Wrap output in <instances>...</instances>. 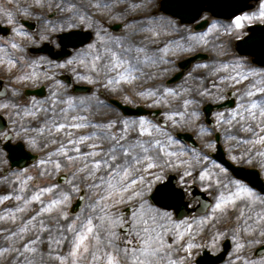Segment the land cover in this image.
<instances>
[{
  "label": "snow or ice",
  "instance_id": "1",
  "mask_svg": "<svg viewBox=\"0 0 264 264\" xmlns=\"http://www.w3.org/2000/svg\"><path fill=\"white\" fill-rule=\"evenodd\" d=\"M33 3L41 8L53 7V14L59 19L53 22L45 17L47 26L39 33L29 31L13 18L8 19L9 24L18 26L12 29L13 36L0 37V53H3L0 71L9 73L16 83L10 93L0 97V112L8 113L12 125L7 131L0 130V143L19 137L21 143L13 149L18 155L23 154L25 141L43 155L38 160L39 170L33 175L27 167L13 171L7 153L0 148L3 168L0 184L12 185L0 189L3 191L0 205L13 200L19 202L12 205L15 213L6 210L0 215V221L16 224L19 232L2 226L0 231H7L5 240L10 236L17 243L24 241L20 247L9 244L0 248V254L18 253L23 257L18 264H47L45 254L55 264H88L87 258L94 264H192L198 250L214 248L217 236L223 235L217 230L208 236L206 245H201L195 242L194 233L204 232L206 225L219 222L231 213L235 216L232 238L237 241L232 255L239 264H255L246 258V253H241L246 242H255L257 234L264 239V188L257 190L252 186L250 174L242 167L233 170L212 159L219 136L211 134L222 130L231 146L229 161L264 166V67L246 66L243 58L232 57L228 61L213 62V74H226L219 75L221 84L213 81L211 88L203 84L193 87L185 82L176 87L153 86L136 91L138 96L151 97L154 104L167 105V118L162 124L144 116L133 119L115 114L93 120L88 114H82V109L90 112L93 102L102 105L103 101L95 96L72 95L44 66H82L86 71L76 73L80 80L96 83L103 79L105 88H125L148 78L150 74L145 69L164 62L166 54L172 52L168 45L150 50L136 39V34L147 33L143 39L155 42L154 38L158 39L169 28L180 30L179 26L170 18H152L138 28L129 25V33L117 36L104 30L102 25H94L90 15L93 10L110 9L107 0H58L54 5L49 0H33ZM180 7L195 19L201 16L205 4L186 0ZM251 7L245 0H233L230 11L225 13L227 22L213 19L206 31L189 32L191 43L187 50L208 45L221 29L225 34L236 32L238 35L253 21H264V0H255L254 11L244 10ZM5 15L11 17L10 12ZM77 25L97 26L96 40L77 49L62 64L46 56L28 55L25 41L32 44L50 41L54 33ZM80 36L70 31L60 36L56 46L66 47L65 41L73 39L83 43ZM255 42V36L249 38L250 44ZM175 47L182 48V45ZM62 54V50L53 53ZM41 79L52 83L50 96L28 98L20 86ZM229 81L230 86H240V103L226 112H217L215 127L199 123L201 111L197 97L223 98L220 88ZM189 125L199 135L196 147L182 144L175 135L176 127ZM84 129L89 131L82 134ZM7 147L5 144L4 148ZM178 169L182 170L178 173L183 182L180 188L162 183L167 172ZM194 173L205 191L215 195L204 205L203 215L182 217L184 188L193 181ZM52 175L61 176L65 183L45 180ZM244 177L249 179L246 181ZM82 188L92 193L91 203L79 213L70 214L68 205L72 196ZM120 205L129 206L130 221L121 215ZM173 206L175 213L167 210ZM121 227L129 230L121 234ZM52 245L55 249L66 246L67 254H61Z\"/></svg>",
  "mask_w": 264,
  "mask_h": 264
},
{
  "label": "rangeland",
  "instance_id": "2",
  "mask_svg": "<svg viewBox=\"0 0 264 264\" xmlns=\"http://www.w3.org/2000/svg\"><path fill=\"white\" fill-rule=\"evenodd\" d=\"M10 1V0H0V8L2 9H6V2ZM54 0H49V4L50 5H54L53 3ZM132 2V4H137L139 5V7L137 8H132L134 9L132 12L129 11L130 14H134L133 12H135V16L132 17L133 22H127V19H123V18H119L118 20H123V28L122 31L119 34H115L113 33L112 35H123V34H127L126 31L129 30L128 26L129 24L133 27L138 28L141 24H144L148 21H150L152 18H156L157 20H159L161 17L164 18H170L172 20H174L176 22V24L179 26L180 30H173L172 28H169L167 32L163 33L161 35V37L154 38V40H156L157 43L156 46L158 47H162V45L164 42V37L166 36H170V35H174L176 33L181 32L183 37H180V39H176V38H172V41H167V45L169 47L172 48V52L166 54V59L164 62L158 63L157 66L154 67H147L145 69V72L150 74L148 76V78L146 79H140L138 80L135 84H132L130 86H127L125 88H120V89H113L111 87H108V89L110 91L116 92L117 95L119 96L120 100H122L124 103H128V104H132V105H137V104H145L146 106L149 107H153V108H162L163 109V113H161L162 118L165 120L167 118V112H168V107L167 105H162V104H154L153 100L151 97H148L147 95L145 96H138L136 95V91L140 90L141 88H147V89H151L153 86H155L156 88H162V87H176L179 85L184 84L185 82L188 83V85H193V87L196 84H203L204 86L207 87H211V83L214 81L217 84H221V81L218 79L219 75H223L226 73H216L213 74L212 73V65L214 61L220 60V61H228L230 60L232 57H241L243 58L244 61H246V66H251L254 68H260V67H264V66H259L255 63H253L251 61V58H249L248 56H241L239 54L236 53L235 51V40L243 37L244 35H246V28L243 31H240L239 34L237 35L236 32L233 33H228L225 34L223 32V30L221 29L218 33L215 34V36L213 38H211L210 43L208 45H201V46H197L195 48H193L192 50H187L188 49V45L189 43L185 42V39L189 37V32L191 31H195L193 29V25H188V24H181L180 21L176 18H173L161 11H159V1L158 0H125V4L127 2ZM12 2V1H11ZM12 2V6H13ZM53 8L51 6H49L47 9ZM11 9V8H10ZM9 9V11H10ZM254 11V10H253ZM30 14V15H29ZM32 13H27L28 16H32ZM129 14V15H130ZM128 15V16H129ZM155 15V16H154ZM204 17H210L209 14L205 13ZM131 18V16H130ZM130 19V20H132ZM213 19H220L224 22H227L228 20L225 19H221V18H211V20ZM129 20V19H128ZM138 22H141L138 24ZM255 22H262L264 23V21H253V23ZM211 23V22H210ZM210 26V25H209ZM208 26V27H209ZM248 26V25H247ZM246 26V27H247ZM207 28L205 30L202 31H197V32H203L206 31ZM96 32V31H95ZM147 33H137L136 34V39L139 41L144 40L143 37L147 36ZM96 40V35L94 37V39L92 41ZM145 41V45L148 46L149 49H156L154 47L153 42H150L148 40H144ZM214 42V43H211ZM191 43V42H190ZM182 45V48H177L175 47V45ZM197 51H202L208 54V58L204 61L201 62H197L195 63L184 75V77L179 80L178 82L171 84V85H167V83H165L166 79L169 78L170 76H172L177 70H178V66L177 63L179 62V60L183 59L184 57H186L187 55L197 52ZM223 52V55H220V52ZM200 64H208L210 65L209 68H198L197 65ZM189 73H191V76H189ZM156 79V81H154ZM192 81H190V80ZM105 82L103 81V79H98L96 83H92L95 84L96 87L99 84H104ZM231 82H226L221 88H220V92L223 93V98H214V97H205V98H199L197 97L198 101H199V109L201 111V109L203 108V106L205 104H207L208 102H219L225 99L226 97V92L230 89H233L236 93V99H237V104L240 103V97H239V87L240 86H230ZM107 88L103 87V90L106 91ZM107 89V90H108ZM108 90V91H109ZM102 91V89H101ZM98 95H100V92ZM215 91V90H213ZM96 94V93H95ZM131 97V98H129ZM236 105L234 107H236ZM233 107V108H234ZM231 109V108H226V109H222L219 110L217 112H226V110ZM116 111L113 110L112 108H102L100 111H96V110H91L90 112L88 111V114H92L93 116H103V117H108V116H113V114ZM214 113V119H216V113ZM127 117V116H124ZM147 117L148 120L152 121L153 123H158L160 124L158 121H156L154 118H152L151 116H144ZM10 118V117H9ZM95 118V117H94ZM132 118V117H131ZM137 118V117H135ZM134 119V118H133ZM199 123L205 124L204 123V117L203 114L201 112V118ZM207 125V124H205ZM208 126V125H207ZM209 127V126H208ZM170 131H172V129H169ZM179 131H189L191 133H193L197 140L199 141V135L196 132V129L194 126L189 125L188 127H176L175 128V135L177 132ZM218 131L221 133L222 138H223V145L228 153V156L231 154V146H230V142L226 140L222 130ZM213 135V133L211 134ZM247 138V137H246ZM182 144H185L181 141ZM245 166H254L260 169V171L262 172V175L264 177V166H259V165H253V164H248ZM27 168H29L30 172L33 175L37 174V169L39 170V165H30ZM175 172L177 171L178 173H180L182 170H174ZM58 176L59 175H52L51 177H46L45 180L47 179H51L54 182H58L61 184H64L65 182H59L58 181ZM68 179H71V177L69 176ZM194 181V179H193ZM180 183H182V181L180 180ZM198 185H200L199 187L201 188H205L204 185H202V183H197ZM2 186V187H1ZM7 188L10 187V185H5ZM4 186L3 184H0V189H2ZM83 189V188H82ZM86 192V202L85 205L90 204L91 203V196L92 193L87 190L84 189ZM79 193V192H78ZM78 193H74L72 196V200L70 201L69 205H68V211L69 208L74 200V198L77 197ZM3 194V191H0V195ZM215 193L213 192L212 196L214 197ZM19 203L18 201L13 200L11 203L5 202V204L0 205V215H4L6 210L8 212H12L15 213V209L13 208V204H17ZM84 205V207H85ZM83 207V208H84ZM127 207V205H120L118 206L119 211L122 214L123 209ZM81 211V210H80ZM79 211V212H80ZM113 212L116 211V209L112 210ZM78 212V213H79ZM70 213V212H69ZM203 215V214H202ZM201 216V215H200ZM193 218L198 217V216H192ZM27 218V214H25V219ZM127 220H131V216L129 218H125ZM235 223V216L232 215L231 213L229 214V217L220 220L219 222H215V223H211L206 225L205 227V231L201 232L199 234L194 233V238H195V242L199 243L201 245H206L208 242H206L205 238L200 239L198 236L201 235H205L206 231H211V233L213 234L215 231H220L223 233V235L221 236H217V243L216 246L214 248L209 249L211 252L213 253H217L218 251L221 250L222 247V242L224 241V239L226 237L231 238L232 240V250L231 252H229L226 260L220 264H239L238 261L235 260L234 256L232 255V253L235 251V245L237 243V241L235 239L232 238V231H231V226ZM0 226L3 227V229L5 230H10V231H14V232H19L18 227L16 226V224L14 223H9V222H5V221H0ZM133 232H134V226H133ZM214 230V231H213ZM120 231V229H119ZM121 233V232H120ZM122 234V233H121ZM247 233H245L246 235ZM5 235H7V231H0V248L3 247H7L9 244H13L15 247H20V243H23L24 241H20V243L16 242V239H13L12 237L9 236V238L7 240H5ZM243 242V241H242ZM47 243V241L45 242ZM264 243V239L260 238L259 235L257 234L256 236V240L254 243H248L246 242V247L244 249V252L241 253V255H244L245 253L247 254V259H250L252 261H255V264H261V260L264 259V256L256 258L254 257L253 253L254 250L260 246L261 244ZM66 244V242H65ZM101 247H103V245H101ZM52 248L55 249V245H52ZM204 248L202 247L200 250H198V252L196 253V255L193 258L192 264H195V259L198 257V255L202 252ZM56 251H59L61 254L66 255L68 252V248L62 247L59 249H55ZM21 251H23V249H21ZM45 253L47 251V249H44ZM102 255V253H101ZM23 257H19L18 253L15 252H11L8 254H0V264H18V260H22ZM88 259V264H94V262H91L90 258ZM45 260L47 261V264H55V261L49 260L48 257L45 254Z\"/></svg>",
  "mask_w": 264,
  "mask_h": 264
},
{
  "label": "flooded vegetation",
  "instance_id": "3",
  "mask_svg": "<svg viewBox=\"0 0 264 264\" xmlns=\"http://www.w3.org/2000/svg\"><path fill=\"white\" fill-rule=\"evenodd\" d=\"M17 3V8L13 10V13L11 14V17H7L5 15L4 12H2V10L0 9V20L2 22H0L3 25H6L8 27H10L11 31L9 34H5L4 32L0 31V37H10L13 36L14 33L12 31V29L16 28L18 25L17 24H9L8 23V19L9 18H13L16 20V18H20L22 17L23 13L25 12V9H29V11L33 12V15L31 18H35L37 19L38 22H18L19 25H22L23 27L27 28L29 31L33 32V33H39L41 32V30L46 27V19L45 17H47L48 20H52L53 22H56L59 17L57 15H53L52 17L49 16L50 13H43V11L40 9L41 7L35 5L33 3V0H15ZM54 2H58V0H54ZM83 2H87V0H83ZM107 2L111 5L110 9H106L103 11H96L93 10L90 15L93 18V22H119L117 20L118 17L123 16L124 15V9L121 6V0H107ZM39 8V9H38ZM28 12V11H27ZM11 13V12H10ZM60 15H69V14H64L61 13ZM113 19V20H111ZM104 25V23H103ZM76 28H81V29H90L87 26L81 27L79 25L75 26L72 29H68L65 28L62 32L59 33H54L52 35V37L50 38V41H40L36 44H32L30 42L25 41L26 43V47H27V51H28V55L31 57H36V56H46L50 59H52L53 61H56L57 63H63V61L66 58H70L71 55L77 50V49H71V53L69 56L65 57L64 59H57L55 57H53L51 55L52 51H64L65 46L61 45V47H57L56 45L59 43L60 40V36L65 33L68 32L70 30H75ZM67 44V43H66ZM69 44V42H68ZM69 48V47H68ZM49 49H51V51H49ZM11 51V50H10ZM3 53H0V56H2ZM73 68H75V70H73ZM45 71H48L50 73H53L55 76L56 80L61 81L66 89L68 90V92H70L72 95L75 96H88L91 95V91L89 92H77L76 91V83H80L82 85H90L91 83H88L86 81L80 80L76 73L77 71L81 72L82 74L86 71L85 68H83L82 66H69V67H61V68H56V67H51L49 68L48 66H44ZM0 77L4 80V84H0V97H4L6 93H10L11 88L15 85V80L14 79H10V74L5 72V71H0ZM72 80V81H69ZM19 86V85H17ZM22 88V91L25 93V95L30 98L32 96H36L37 98H44V97H48L51 94V91L53 90V85L52 83H49L48 81H45L43 79H41L40 81L33 83L31 85H23L20 86ZM43 87L45 94L44 95H40V94H28L26 92V90L28 89H36V88H40ZM103 98V102L105 103H109V99L111 96L109 95H105V94H101L99 95ZM88 109H82V114H88ZM0 115H3L5 118H7V126L8 128L11 127V121L9 118V115L7 112H0ZM90 115V114H88ZM8 128L6 130L3 131H7ZM89 129H84L82 130V134L88 132ZM21 142L19 137H15V138H10V139H4L3 143H0V148H2L5 153H7V159H8V163L11 166V159L9 157V150L7 148H4L5 144H9V145H15L16 143ZM25 147L28 150H31L34 153H42V151L40 150H36L31 148L30 145L27 144V142H24ZM46 150V149H45ZM40 159V157H39ZM38 159V160H39ZM38 160H36L32 165H37L38 164ZM13 171H16L18 169H12ZM38 171V169H37ZM0 172H3V168L0 167ZM195 179V178H193ZM191 186V185H189ZM187 186V189L188 187ZM190 188V187H189Z\"/></svg>",
  "mask_w": 264,
  "mask_h": 264
},
{
  "label": "water",
  "instance_id": "4",
  "mask_svg": "<svg viewBox=\"0 0 264 264\" xmlns=\"http://www.w3.org/2000/svg\"><path fill=\"white\" fill-rule=\"evenodd\" d=\"M197 2H202L205 4V7L202 9V13L205 11H209L211 13L212 16L215 17H222V18H226L228 19V16L225 14L228 11H230V5L233 3V0H197ZM245 2L249 5H252L251 9L255 8V0H245ZM186 3V0H161V9L168 13L171 14L175 17H179L181 19V21L183 23H193L195 22L197 19H199L201 16H196L195 19L191 18V15L186 11L181 9L180 5ZM211 4L212 7H208L207 5ZM249 8H245V11H249L251 10ZM209 20H203L201 21V23L196 25V28H202L205 27L208 24ZM122 24H116L114 25V29L116 31H119L121 28ZM250 34L248 36H246L244 39L238 40L236 43V48L237 51L239 53L242 54H247V55H252L253 56V61L264 65V25L263 24H255V25H251L249 28ZM78 33H80L79 31H77ZM81 34V33H80ZM88 35V40L92 38V33L90 31L87 32ZM82 36V34H81ZM79 37V39H82V37ZM255 36L256 38V42L254 44H250L249 43V38ZM83 43L85 42L84 39ZM77 46L81 45L83 43H80L79 40L77 42ZM202 56V55H199ZM191 61L190 59L188 60H184L182 61L180 64L183 67V71L178 73L173 80L175 79H179L184 72L190 67L191 65ZM126 114H147V113H151L154 116H158L160 110L156 109V110H148L143 108L142 106H138L137 108H132L128 105H123L120 102H116ZM233 104V100H227L225 103L222 104H216V105H206L205 107V111L207 113V121L210 124H213L214 121L210 118L211 112L213 111V109L215 108H221L224 107L226 105H232ZM180 137H182L183 139H187L190 140L194 145H197V142L195 141V139L193 138V136L190 133H179L178 134ZM219 136V135H218ZM216 157L219 158L221 161H223L225 164H227L228 167H231L233 170L236 168H241L242 166H235L233 165L230 161H228L225 158V153L222 149L221 146L218 147V152L216 154ZM243 171L245 173L250 174V180L251 183L254 187H257L259 189L264 188V182L260 177L259 171L257 169H249V168H245L242 167ZM246 180L249 179V177H244ZM166 183H171L173 186L177 187V176L175 175H171L170 179L166 182ZM178 188V187H177ZM199 190V189H198ZM195 198L193 200L196 199H200L201 200V208H196L197 213H202L204 212V205L209 203L211 200L206 196V193L204 192H198L197 189L195 190ZM189 203V201H187L186 203L184 202V198H183V203L181 205L180 208V213L181 216H185V215H190L192 213L193 210H189L187 208V204ZM83 204V195L76 201V203L73 205L72 208V212H76L78 211L81 206ZM166 207L165 205H161ZM172 208L175 209V206H173ZM186 209V210H185ZM184 210V211H182ZM176 211V209H175ZM128 228L124 227V230L127 231ZM224 247L225 249L218 255H213L211 254L208 250L204 251V255L199 257V259L197 260V264H217L219 262H222L227 253L230 250L231 244L230 241L227 240L224 243ZM264 255V245L259 247L256 251V256H262Z\"/></svg>",
  "mask_w": 264,
  "mask_h": 264
},
{
  "label": "bare ground",
  "instance_id": "5",
  "mask_svg": "<svg viewBox=\"0 0 264 264\" xmlns=\"http://www.w3.org/2000/svg\"><path fill=\"white\" fill-rule=\"evenodd\" d=\"M125 2V1H124ZM124 5H125V3H123ZM131 6L132 5V2H127L126 3V5L125 6ZM94 23V25H100L99 23H97V22H93ZM140 22H138V24H139ZM130 25V24H129ZM97 26H94V28H93V30H95V28H96ZM98 28V27H97ZM129 28V27H128ZM131 31V29L129 28V30H127L126 31V33H129ZM143 44H145V41L144 40H142L141 41ZM185 42H187V43H190L191 41H189V37L188 38H186L185 39ZM211 43H214V42H211ZM150 50H152V49H150ZM153 51H154V49H153ZM157 66V65H156ZM155 66V67H156ZM154 67V68H155ZM190 80V79H189ZM191 81V80H190ZM192 82V81H191ZM193 86V85H192ZM211 86V85H210ZM211 88V87H210ZM93 96H95L96 98H98L100 101L101 100H103V98L101 97V96H99L98 94H97V96H96V94H91V95H88V96H86V97H93ZM93 104H94V106H93V109L92 110H96V111H100L102 108H105V105H96L94 102H93ZM11 178V177H10ZM192 182H197V183H200L198 180H196V178L194 179V181H192ZM195 185V183L193 184V183H190V185ZM10 185V184H9ZM204 185V184H203ZM4 187H6L5 185H3ZM2 187V186H1ZM3 187V188H4ZM12 187V185H10V187H8V188H11ZM190 187V186H189ZM189 187H188V190H189ZM185 188H187V187H185ZM187 193H188V191H186ZM189 201V203L190 204H192V206H194V205H196V201H194L193 202V200L192 199H189L188 200ZM191 206V205H190Z\"/></svg>",
  "mask_w": 264,
  "mask_h": 264
}]
</instances>
